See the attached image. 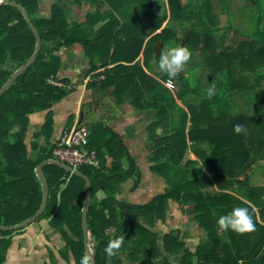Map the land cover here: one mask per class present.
I'll return each mask as SVG.
<instances>
[{
    "label": "trees",
    "instance_id": "1",
    "mask_svg": "<svg viewBox=\"0 0 264 264\" xmlns=\"http://www.w3.org/2000/svg\"><path fill=\"white\" fill-rule=\"evenodd\" d=\"M16 1L28 11L41 35L42 45L31 66L19 74L0 96V224L4 225L22 222L42 205L44 189L36 168L40 162L54 156L43 146L37 148L32 144L30 150L26 137L29 115L50 108L66 94L65 89L47 83L48 76L59 73L62 64L58 54L60 48L76 42L92 47L97 35L106 33L114 25L119 29L118 33L132 26V30L141 27L153 34L167 18V14L154 10L162 0H100L108 9L91 13L83 23L71 21L68 9L61 2L55 4L52 14L47 16L42 13L39 0ZM132 3L138 6L132 11L127 10ZM168 3V23L161 33L150 38V44L168 34L173 35L172 28L179 23L187 24V27L192 23L191 31L184 32L183 40L193 36L200 40L196 45L199 62L195 67L210 69L215 77H221L214 82L217 87L227 89L228 96L217 92L208 98L195 85L198 79L183 76L182 89L177 95L187 109L173 107L172 91L144 71L158 84V90L151 92L145 101L148 104H143L155 107L158 112L151 129V169L162 174L169 183L164 192L146 204L119 199L122 184L136 171V161L124 145L120 148L116 145L107 150L113 158L108 164L105 144L96 134L97 127H91L88 145L97 149L102 167L82 165L80 170L92 182L87 218L94 239L91 246L96 249V264H123L122 254L140 259L141 264H171L159 246V233L142 222L145 220L153 225L156 214L162 216L166 213L170 199L181 204H194L196 218L206 232L197 251L186 253L185 262L264 264V184L253 183L257 168H262L261 161L264 160V26L259 25L253 33L243 34L245 38L235 49H219L220 37L209 27L211 3L206 0H197L194 4L183 0H168ZM230 3V0H220L219 4L228 11ZM248 3L255 10L260 5L259 0ZM259 19L261 24L264 23V13ZM102 20L107 21L94 31ZM141 45L142 42L127 59L134 60ZM35 47V34L22 11L11 3L1 4L0 88L17 68L28 61ZM192 49H195L193 45ZM220 56H225L226 60L221 61ZM107 63L108 60L102 62L103 65ZM96 68L94 57L90 70ZM261 84L263 88L258 89ZM236 96L244 97L245 104L236 103ZM237 124H242L246 132L236 134L234 125ZM158 127L162 128L159 134ZM43 133L44 130L36 133L35 138ZM189 147L202 164L197 159L182 164ZM124 158H127L128 167L124 165ZM202 166L210 175L206 172L199 174ZM42 169L49 184V196L45 210L36 221L49 218V224L66 236L64 250L72 252L76 263L80 264L87 252L82 223L86 179L71 174L56 163H47ZM100 191L106 192V196L99 198ZM235 207L249 208L256 224L255 232L239 235L219 229L218 218ZM13 231L0 229V264L5 262L3 253L11 240L7 236ZM120 236L125 238L122 250L109 258L104 249L109 240ZM164 242L171 252H178L183 247L178 230L167 233Z\"/></svg>",
    "mask_w": 264,
    "mask_h": 264
},
{
    "label": "crops",
    "instance_id": "2",
    "mask_svg": "<svg viewBox=\"0 0 264 264\" xmlns=\"http://www.w3.org/2000/svg\"><path fill=\"white\" fill-rule=\"evenodd\" d=\"M39 1L42 13L47 16L52 14L54 5L61 2L63 7L68 9L71 21L79 23L86 21L91 13L104 12L108 9V6H104L100 0ZM187 1L196 3L195 0H183V2ZM214 1H217L220 9L222 8L219 4L220 0H206L207 3H211L210 15H212ZM136 6H138L137 3H132L127 10L132 11ZM219 8L216 9L218 12ZM154 10L161 14H167L162 27L155 32L161 33L162 28L165 27L170 18L168 0H162V3L156 5ZM210 19L209 27L215 30L216 35L220 37V44L217 47L219 46V49L226 47L235 49L241 39L234 35V32H237V27L233 24L220 27L214 24L213 17ZM106 21H99L94 27V31L100 29ZM115 27L116 25L112 29L109 28L106 33L97 35L98 39L94 41L92 47L76 42L60 48L58 54L62 64L59 73L51 75L72 83L73 86L71 89L62 88L66 90V94L50 108L37 110L29 115L26 142L30 150L33 144L37 148L43 146L47 151L52 152L58 138L74 124L87 125L89 136L91 127L96 126V134L102 144H105L104 150L113 149L116 145L119 148L125 146L136 161V171L122 184L118 193L119 199L134 204H146L157 194L164 192L169 187V183L162 174L151 169V129L157 121L158 112L155 107L143 104H148L145 101L150 98L151 92L158 90V84L144 71L172 91L174 100L171 104L173 107L179 106L184 109H187V106L177 95L178 91L182 89V77L199 80L200 75H202V77L207 78L206 83L210 87L215 81V76L210 69L195 67L199 58L198 55L192 56L193 58L185 66L184 72L173 80L171 87L168 84L169 77L158 68L161 51L170 48L173 43L182 46L183 38H185L184 32L188 30L190 32L191 25L186 29L174 26L172 28L173 35L163 36L152 45L150 38L155 33L149 34L141 27L138 30H132V26L126 27L124 32L118 33L119 29ZM230 29H234L232 34H230ZM231 39L234 41L229 43ZM140 42L142 45L138 56L134 60L127 59L138 49ZM187 46L192 50V44L188 43ZM94 57L98 68L90 70L91 61ZM218 58L221 61L226 60L225 56ZM105 60H108V63L103 65L102 62ZM205 73L208 77H205ZM262 86V84L259 85L258 89L263 88ZM134 87L136 90L133 91ZM203 87L200 86V90L206 93L208 87ZM217 92L221 96L223 94L228 96L227 89L223 87L216 86V94ZM188 97H191L190 94ZM234 99L240 106L245 104L244 97L236 96ZM43 130V135L36 139L35 134ZM161 131L162 128L158 127L157 133L159 134ZM90 148L97 151L94 147ZM97 154L99 156L98 151ZM99 159L101 161L100 157ZM196 159L202 164L197 154L189 147L183 157L182 164L188 160ZM112 160L113 158L107 153L108 164ZM123 161L125 167H128L127 158H124ZM100 167H102V162ZM201 168L199 174L206 172L210 175L205 166ZM103 192L98 193L99 198L104 197L105 194L101 196ZM142 222L151 230L159 233V246L171 264H190L185 262L186 253H195L206 237L205 230L196 218L192 203L181 204L178 200L170 199L166 206V213H163L162 216L156 214L153 225L145 220ZM13 230L15 231L7 236L11 240L8 249L3 253L4 264H77L73 253L64 250L66 236L49 224V218L38 222L35 220L24 227ZM66 230L68 231L67 227ZM173 230L180 232V240L183 242V247L178 252H171L165 247V236ZM91 241L94 243L92 234L89 244L91 249H95L91 246ZM121 258L123 264L142 263L140 259H133L128 254H122Z\"/></svg>",
    "mask_w": 264,
    "mask_h": 264
},
{
    "label": "clouds",
    "instance_id": "3",
    "mask_svg": "<svg viewBox=\"0 0 264 264\" xmlns=\"http://www.w3.org/2000/svg\"><path fill=\"white\" fill-rule=\"evenodd\" d=\"M192 55V51L187 46H175L161 51L158 68L169 77L168 84L170 87L173 80L184 72L185 66L192 59ZM217 79H221V77H215V82ZM215 82L206 89L208 98L216 94ZM234 131L236 134H241L245 133L246 129L242 124H237L234 125ZM104 151L107 155V150L105 149ZM217 224L220 230H231L239 235L250 234L256 231V224L248 207L233 208L227 214L221 215L217 220ZM124 241L125 238L123 236L109 240L104 249L107 256L109 258L117 256L122 250ZM80 264H94L93 255L86 252L82 256Z\"/></svg>",
    "mask_w": 264,
    "mask_h": 264
},
{
    "label": "water",
    "instance_id": "4",
    "mask_svg": "<svg viewBox=\"0 0 264 264\" xmlns=\"http://www.w3.org/2000/svg\"><path fill=\"white\" fill-rule=\"evenodd\" d=\"M3 3H11V4L17 6L22 11V13L24 14V16L26 18V21L28 22V24L30 25L31 29L33 30V32L35 34L36 47H35L32 55H31V57L28 59V61H26L23 65H21L19 68H17L14 71V73L9 77V79L2 85V87L0 88V96L7 90V88L11 85V83L14 81V79L19 74H21L29 66H31V64L36 59V56H37V54L41 48V45H42L41 35H40L39 31L37 30V28L35 27V25H34L30 15H29L28 11L26 10V8L22 4L18 3L16 0H0V5ZM47 163H56V164L60 165L61 167L67 169L68 171H71L72 173L83 176L86 179L87 193H86L85 202H84V205L82 208L84 242H85L87 252L93 255L94 264H96V250L91 249L90 244H89V239H90V235L92 234V230L89 227L88 219H87V213H88L89 205H90L91 200H92V182H91V179L86 174H84V172L81 171L79 168H74L71 165H69V164H67V163H65L59 159H56V158L45 159L42 162H40L36 168L37 174H38V176H39V178L43 184V189H44L42 205L38 209V211L34 215L30 216L29 218L23 220L22 222H19V223L13 224V225L0 224V229H17V228L24 227V226L34 222L40 216V214L45 210L46 205H47L48 196H49V184H48L46 176L43 172L42 167Z\"/></svg>",
    "mask_w": 264,
    "mask_h": 264
},
{
    "label": "rangeland",
    "instance_id": "5",
    "mask_svg": "<svg viewBox=\"0 0 264 264\" xmlns=\"http://www.w3.org/2000/svg\"><path fill=\"white\" fill-rule=\"evenodd\" d=\"M195 1L197 2V0ZM230 1L231 3L229 7L231 9L228 10V13L226 12L227 10H223L222 8L221 9L219 8V6L217 5V1H214V3L212 2L213 3L212 17L215 25H218L220 27H227L229 26V24H233L235 27H237L236 28L237 32H234V35L235 37L239 36V38H241L240 41L242 40V38L243 39L245 38L243 34H246L247 32L253 33L255 30L258 29L259 25L264 26V23L261 24L259 19L260 14L264 13V0H259L260 5L256 7V10L248 3V1L250 0H230ZM218 8L220 9L219 12L216 10ZM233 12H234V16H233ZM190 25L192 26V23ZM178 26L180 28H185L187 27V24L179 23ZM232 30L234 31V29H230L231 32L230 34H232L233 32ZM233 41L231 39L229 43H232ZM182 42L190 43L195 47L194 50L193 49L191 50L193 53L192 56L197 55L199 53V50L196 48V45L200 43V40L196 38V36L191 37L189 40H183ZM175 45L178 46L176 43ZM175 45L173 43L170 46L174 47ZM182 46H187V45H182ZM198 62H199V58L196 63ZM200 76L201 77L199 78V80L195 82V85L197 87L198 86L208 87L209 85L206 83L207 78L202 77V75ZM205 77H208L207 73H205ZM189 125H190V121L188 123V126ZM261 163H262V168L258 167L254 175V181H253L254 184H264V160H262ZM104 194L106 195L107 193L103 192L101 196H103Z\"/></svg>",
    "mask_w": 264,
    "mask_h": 264
},
{
    "label": "built area",
    "instance_id": "6",
    "mask_svg": "<svg viewBox=\"0 0 264 264\" xmlns=\"http://www.w3.org/2000/svg\"><path fill=\"white\" fill-rule=\"evenodd\" d=\"M47 83L59 88L71 89L72 83L66 82L54 75L47 78ZM89 129L82 123L74 124L67 129L55 142L52 154L54 158L59 159L74 168H80L82 165H90L99 168L101 161L95 149L88 145ZM71 174H73L70 171Z\"/></svg>",
    "mask_w": 264,
    "mask_h": 264
}]
</instances>
